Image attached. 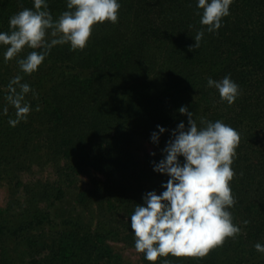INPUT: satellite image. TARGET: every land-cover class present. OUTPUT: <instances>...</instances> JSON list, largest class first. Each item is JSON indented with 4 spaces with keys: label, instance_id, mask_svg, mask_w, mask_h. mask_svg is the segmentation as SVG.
I'll list each match as a JSON object with an SVG mask.
<instances>
[{
    "label": "trees",
    "instance_id": "obj_1",
    "mask_svg": "<svg viewBox=\"0 0 264 264\" xmlns=\"http://www.w3.org/2000/svg\"><path fill=\"white\" fill-rule=\"evenodd\" d=\"M120 3L117 23L96 24L83 50L54 46L31 74L17 60L33 49L5 62L0 45V111L9 109L0 115V182L10 189L0 207V264H124L110 242L135 247L130 216L146 192L164 190L169 177L152 162L163 158L172 129L188 127L181 106L198 125L221 120L240 133L230 210L241 233L202 258L160 259L264 264L254 247L264 244V0H234L212 33L196 0ZM33 7V0H0V31ZM49 10L58 18L66 0H49ZM201 29L200 47L189 50ZM228 74L240 86L231 105L207 86L208 77ZM16 75L37 95L26 94L32 110L13 127L16 110L5 97ZM157 125L167 129L158 144L150 139ZM140 260L151 264L143 253Z\"/></svg>",
    "mask_w": 264,
    "mask_h": 264
},
{
    "label": "clouds",
    "instance_id": "obj_2",
    "mask_svg": "<svg viewBox=\"0 0 264 264\" xmlns=\"http://www.w3.org/2000/svg\"><path fill=\"white\" fill-rule=\"evenodd\" d=\"M234 0H196L202 9L200 23L209 33L219 30L223 18L230 15ZM33 8H23L9 18V31H0V45H5L4 61L17 57L25 48L33 49L26 57L17 60L20 69L31 74L56 45L70 44L71 50H83L96 24L118 22L120 0H66L67 10L54 19L49 10V0H33ZM204 29L194 37L189 50L198 49ZM207 86L218 90L221 100L233 104L240 95V86L231 75L219 80L208 77ZM5 99L12 105L15 119L8 123L15 127L27 121L32 110L26 100L30 91L37 95L21 75L12 77L7 85ZM5 105L0 115L8 113ZM38 110V106H37ZM187 115L188 127L181 121L171 130V138L161 150L163 158L153 161V169L167 174L160 194L155 190L143 195V203L136 204L130 216V228L135 237V250L144 259L156 264H169L167 257H205L228 238L235 239L241 227L234 223L231 212L237 200L231 181L236 175L232 164L237 157L240 133L221 120L201 118L200 125L186 106L179 108ZM151 141L158 144L160 135L167 129L156 126ZM155 155V153H150ZM183 157V160L180 158ZM246 225L248 220L243 221ZM255 249L264 254V244L257 242Z\"/></svg>",
    "mask_w": 264,
    "mask_h": 264
},
{
    "label": "rangeland",
    "instance_id": "obj_3",
    "mask_svg": "<svg viewBox=\"0 0 264 264\" xmlns=\"http://www.w3.org/2000/svg\"><path fill=\"white\" fill-rule=\"evenodd\" d=\"M145 148L147 152H151L153 149V146L148 143H145ZM24 177L28 178L30 176L29 174L28 176L26 174ZM82 179L85 180L84 177ZM9 193H10V189L8 185L0 182V207L5 206V204L7 203L8 198H9ZM87 218H89L88 215H87ZM110 245L113 247L114 251L121 257L120 260L124 264H141L140 253H138L135 250V247H130V246L124 245L122 242H115V241H111Z\"/></svg>",
    "mask_w": 264,
    "mask_h": 264
}]
</instances>
